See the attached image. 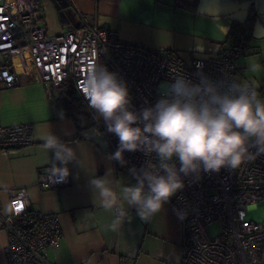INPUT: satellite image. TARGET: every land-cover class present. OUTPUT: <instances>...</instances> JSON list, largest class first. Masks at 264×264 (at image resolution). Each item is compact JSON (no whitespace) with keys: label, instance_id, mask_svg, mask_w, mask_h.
<instances>
[{"label":"crops","instance_id":"obj_1","mask_svg":"<svg viewBox=\"0 0 264 264\" xmlns=\"http://www.w3.org/2000/svg\"><path fill=\"white\" fill-rule=\"evenodd\" d=\"M70 1L76 11L67 0H39L48 34L75 28L78 14L95 16L99 26L116 31L123 41L155 51L175 50L186 60L216 55L238 38L250 9L257 14L252 22L264 26V0H198L195 11L181 9L176 0ZM12 64L18 84L12 88L0 84V120L3 126L32 125L34 142L0 151L1 214L9 212L11 192L20 189L26 190L34 209L56 214L62 237L50 259L57 264H181L182 223L169 204L148 220L125 205V217L115 231L111 229L116 216L101 206L90 180L105 176L119 192L135 184V178L108 158L110 147L100 127L78 129L79 119L59 109L55 96L48 99L28 57L16 56ZM79 121L82 126L84 120ZM50 132L69 143L77 162L68 165V186L40 189L37 175L50 172L52 166L53 153L43 148V138ZM6 242L0 227V264H7Z\"/></svg>","mask_w":264,"mask_h":264},{"label":"built area","instance_id":"obj_2","mask_svg":"<svg viewBox=\"0 0 264 264\" xmlns=\"http://www.w3.org/2000/svg\"><path fill=\"white\" fill-rule=\"evenodd\" d=\"M77 19L75 28L50 35L39 0H0V84L4 88L18 84L12 59L26 56L48 99L53 98L54 90L69 82L88 108L78 83L85 78L91 63L105 65L126 81L130 110L137 112L152 106L159 98L160 86L177 76L198 82L200 75H206L224 88L235 82L253 89L237 78L236 63L245 52L244 43L238 39L231 40L216 55L186 60L175 50L155 51L123 41L116 31L99 26L95 16L78 14ZM4 58L10 62H4ZM257 96L264 99L258 93ZM100 120L110 152L114 153L118 140L106 132L104 121ZM33 142L32 125L3 126L0 120V151ZM124 159V167L132 176L129 170L133 167L157 166L155 154L125 152ZM184 182L183 191L168 203L172 209L187 213L180 220L181 264H264V221L247 218L249 210L264 203V154L244 160L236 169L201 172L199 180L185 177ZM35 184L40 189H57L68 186L70 177L65 183H57L51 171L41 172ZM213 226L216 232L211 234ZM0 227L7 237V264H57L50 259V253L60 248L58 216L34 209L25 189L11 192L9 212H0Z\"/></svg>","mask_w":264,"mask_h":264},{"label":"clouds","instance_id":"obj_3","mask_svg":"<svg viewBox=\"0 0 264 264\" xmlns=\"http://www.w3.org/2000/svg\"><path fill=\"white\" fill-rule=\"evenodd\" d=\"M257 68L252 65V71ZM78 88L94 118H102L106 132L118 140L109 159L124 166V153L139 151L155 154L157 161L155 168L130 169L136 183L119 192L105 176L90 180L101 206L116 216L110 225L113 231L126 215L125 205L148 220L183 191L185 177L199 180L201 172L236 169L244 160L264 154V99L246 85L233 82L224 88L206 75H200L198 82L177 76L160 86L152 106L139 112L130 110L126 81L100 63L88 66ZM43 141V148L53 153L51 176L57 183L67 182L68 165L77 162L75 150L51 132ZM173 211L181 221L187 216L182 210Z\"/></svg>","mask_w":264,"mask_h":264},{"label":"rangeland","instance_id":"obj_4","mask_svg":"<svg viewBox=\"0 0 264 264\" xmlns=\"http://www.w3.org/2000/svg\"><path fill=\"white\" fill-rule=\"evenodd\" d=\"M238 39L245 44L246 49L236 63L237 78L243 84L252 86L259 95L264 97V26L248 21L243 24V29L238 35ZM254 64L258 65L256 71H252V65ZM59 94V90L53 91V97L55 96L56 99ZM68 100L75 107L74 114L80 119L79 112L85 108L80 97L74 93L69 96ZM247 218L255 222L264 221V203L259 204L255 209L249 210ZM209 231L214 234L216 226H213Z\"/></svg>","mask_w":264,"mask_h":264},{"label":"trees","instance_id":"obj_5","mask_svg":"<svg viewBox=\"0 0 264 264\" xmlns=\"http://www.w3.org/2000/svg\"><path fill=\"white\" fill-rule=\"evenodd\" d=\"M176 4H177V6H179L181 9H183L185 11H195L197 8L198 0H176ZM256 16H257L256 11L254 9H250L246 22H248V21L252 22ZM236 39H238V38H236ZM71 89H72V91H71ZM57 90H59V93H60L57 97V107L59 109L64 110L68 115L71 114L73 117H77L71 111L74 108L72 102L70 100H68L69 96H72L75 93L71 84L69 82H65L59 89H56L55 91H57ZM83 106L86 109L84 107H82L85 110L82 109L79 112V114L81 116L80 119L77 117L79 120H84L83 125L80 126V124H79L80 121L75 118L78 129L81 130V129L88 127V126H98L101 128L100 118L99 119L94 118L95 113L93 112V110L86 107L84 104H83Z\"/></svg>","mask_w":264,"mask_h":264}]
</instances>
